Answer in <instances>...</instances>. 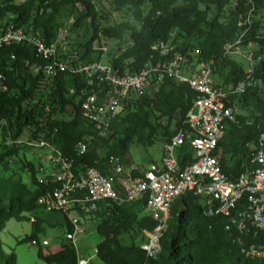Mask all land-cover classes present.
Masks as SVG:
<instances>
[{
  "label": "trees",
  "instance_id": "obj_1",
  "mask_svg": "<svg viewBox=\"0 0 264 264\" xmlns=\"http://www.w3.org/2000/svg\"><path fill=\"white\" fill-rule=\"evenodd\" d=\"M13 1L7 0L0 7V31L14 25L33 30L34 36L51 44L60 29H65L70 51L78 53L82 63L101 61V43L117 40L118 52L111 64L121 75L138 73L153 57L157 60V47L164 42L174 48L171 55L188 56L197 64L214 62L217 86H237L247 79V67L228 55L225 48L243 36L240 47L255 46V57H262L255 77L263 81V87L250 88L232 99L231 104L237 105V119L227 125L217 150L224 173L232 179L238 177L249 158L248 145L264 134V0H111L114 11H127L133 18V22L115 26L102 25L97 5L100 0H24L20 5ZM65 21L71 23L69 31ZM89 25L93 26V36L79 44L75 34ZM27 62L48 65L37 57L32 45H7L0 50V72L6 75L8 85V91L0 95V120L7 122V137L10 131L13 140L19 141L30 129L31 141L55 144L64 156L74 160L76 171L89 167L105 172L110 157L127 158L135 139L145 147L159 140L169 141L176 131L188 129V114L199 98L188 83L166 75L163 83H154L144 95L127 103L124 117L119 116L109 135L103 137L100 129L82 116L81 91L91 89L84 75L70 71L54 77L44 71L34 75ZM74 63L78 62L71 61L70 65ZM68 77L73 80V89L68 88ZM164 119L167 125L161 123ZM81 150L83 155H79ZM183 152L192 156L187 145ZM17 154L16 149L2 153L0 165ZM28 168L33 189L21 180L0 179V233L11 219L22 222L28 220L27 213L45 210L39 199L55 187L39 183L34 163ZM4 188L10 192L8 208L2 207ZM144 205V201L116 205L108 215L95 216L100 220L97 230L103 237L97 247L101 264H264V259H250L235 250L225 231L229 219L208 217L200 199L192 194L176 200L171 217L175 214L178 223L172 229L169 223L162 252L149 258L140 246H127L121 241L134 229L144 234L156 228L157 222L143 215ZM35 223L33 241L43 230L42 219ZM38 256L48 264H80L73 243L56 254L45 255L39 250ZM0 264H18L15 254L4 251L1 239Z\"/></svg>",
  "mask_w": 264,
  "mask_h": 264
},
{
  "label": "built area",
  "instance_id": "obj_2",
  "mask_svg": "<svg viewBox=\"0 0 264 264\" xmlns=\"http://www.w3.org/2000/svg\"><path fill=\"white\" fill-rule=\"evenodd\" d=\"M7 0H0L4 7ZM24 0H14L20 5ZM248 23V21H247ZM67 31L60 29L57 40L49 44L41 36L6 26L0 31V50L7 45H32L37 57L48 62L29 64L32 74L44 71L47 76L70 71L85 76L88 86L81 91L82 116L95 124L103 137L109 135L112 124L119 116L124 117L125 105L144 95L155 84L164 82L166 75L182 83H188L199 94L186 124L163 145L161 164H152L140 171L129 159L112 156L105 172L87 167L76 171L74 160L64 156L55 144L42 141L28 146L46 149L49 154L41 158L37 179L39 183L55 186L39 199V204L49 212L104 215L116 205L144 201V216L151 217L157 226L152 232L145 231L146 241L140 246L149 258H156L163 250L162 240L171 221V210L177 199L192 194L200 199L208 217L222 216L229 219L225 231L230 243L239 253L250 259H264V134L248 145L249 158L237 178L224 173L221 156L217 153L220 139L229 123L237 119V105L231 104L235 97L243 96L250 88L263 87V81L255 77V69L262 57H255L250 49L247 56V79L237 86L220 87L214 79V62L195 63L190 57L171 55L170 43L161 42L158 59L155 57L142 71L121 75L112 64L99 62L82 63L80 55L70 51ZM243 36L225 50L228 55H241ZM103 56L106 49H103ZM102 56V59H103ZM14 59V57H13ZM71 61H76L72 66ZM80 61V62H79ZM7 77L0 72V95L8 91ZM7 127L0 120V128ZM20 144L8 131V147ZM189 146L191 157L183 149ZM81 150L79 155H83ZM50 168L47 174L45 171ZM44 172L46 174H44ZM72 231L67 240L75 243L76 236L85 231L77 218L69 220ZM33 245H38L34 240ZM80 260V264H90Z\"/></svg>",
  "mask_w": 264,
  "mask_h": 264
},
{
  "label": "rangeland",
  "instance_id": "obj_3",
  "mask_svg": "<svg viewBox=\"0 0 264 264\" xmlns=\"http://www.w3.org/2000/svg\"><path fill=\"white\" fill-rule=\"evenodd\" d=\"M98 9L100 11L101 23L103 26L118 25L124 21L133 22L132 16L127 12H116L113 10L111 0H100L98 3ZM106 18L108 20H106ZM66 29L69 31L71 23L65 21ZM93 26L89 25L85 29L81 30L79 34H75L78 43H85L93 36ZM119 42L117 40H104L101 43V47L106 49V53L103 56L102 64L110 65L111 61L117 55V47ZM96 47H99V43H96ZM255 50L256 47L243 49L244 53L241 55H233L232 57L239 63L244 64L247 67V54L248 50ZM68 88L73 89V80L68 77ZM72 108L70 107L68 112L70 113ZM158 124L157 121H154ZM163 125H167V119L161 121ZM162 134V129L160 130ZM30 129H27L24 136L19 140L20 144H16L13 147H8V137L4 128H0V155L8 150L16 149L18 154L12 158H7L4 164L0 165V179H9L12 181L21 180L27 184L30 188H34L32 183V177L28 168L29 163H34L36 169H39L41 158L46 156L48 151L46 149H40L28 146V143H37L30 140ZM164 140H159L152 147H145L135 139L130 145L127 153L129 157V163H133L140 171L147 170L152 164H161L163 156ZM47 174L50 172V168L45 171ZM44 172V174H46ZM9 190L4 188L2 192V207L8 208L9 206ZM28 220L19 222L15 219H11L7 222L6 227L0 233V239L3 244L5 252L15 254L18 264H48L41 260L38 256L39 250L45 255L56 254L60 252L65 245L70 244L67 240V234L69 233V220L77 218L84 225L85 231L82 234L76 236V241L73 243L78 250L80 259L91 258L93 261L91 264H101L97 257V247L102 242L103 237L99 234L97 227L100 223L93 215L84 216L75 211L70 212V216L65 213L49 212L46 210H39L34 213H27L25 215ZM43 220V230L38 234L36 242L38 245L32 244V237L36 230L37 219ZM171 229L178 223V217L175 214L172 215ZM124 245H138L141 246L146 241V236L139 232L138 229H134L130 234L121 238Z\"/></svg>",
  "mask_w": 264,
  "mask_h": 264
},
{
  "label": "crops",
  "instance_id": "obj_4",
  "mask_svg": "<svg viewBox=\"0 0 264 264\" xmlns=\"http://www.w3.org/2000/svg\"><path fill=\"white\" fill-rule=\"evenodd\" d=\"M127 158L129 159V157H127ZM96 251H97V249H96ZM80 260H89V258L88 259H80ZM90 260H91V262L93 261V259H90ZM91 262H90V264H91Z\"/></svg>",
  "mask_w": 264,
  "mask_h": 264
}]
</instances>
